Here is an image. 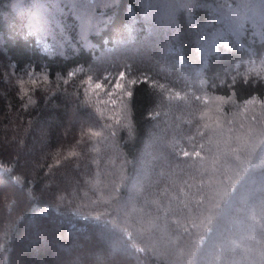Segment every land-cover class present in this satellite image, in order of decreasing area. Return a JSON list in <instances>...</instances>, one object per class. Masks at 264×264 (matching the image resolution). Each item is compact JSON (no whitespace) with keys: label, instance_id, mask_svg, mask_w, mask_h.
Instances as JSON below:
<instances>
[{"label":"trees","instance_id":"trees-1","mask_svg":"<svg viewBox=\"0 0 264 264\" xmlns=\"http://www.w3.org/2000/svg\"><path fill=\"white\" fill-rule=\"evenodd\" d=\"M154 1L159 6L166 2L108 0L102 12L95 14L104 22L89 35L84 46L79 40L78 21L70 10L55 19L64 34L52 24L54 37L43 38L29 31L24 13L17 14L26 5L20 0H0V131L9 129L15 137L8 142L0 139V178L11 184V202L19 199L12 218L4 220L0 215V264L20 262L16 245L27 220L35 214L44 220L41 225L49 230L46 236L54 239L58 233L57 241L63 246L72 244L74 238L85 242L102 236L117 248L119 255L129 253L136 258L135 262L112 264H264V216L260 206L253 202L251 207L245 206L236 200L235 213L230 218L223 216L236 199L234 189L245 184L224 182L216 189L218 195H212V203L204 196V187L211 185L204 176L201 157L193 156L195 150H203L208 137L201 131L202 123L195 110L200 101L194 100L195 106L191 102L181 104L184 109H176L167 118L155 112L160 93L169 92L166 88L178 85L186 89L199 81L205 89L200 93L234 98L238 103L264 100V26L252 17L262 15L259 6L263 7V3L258 6L260 0H175L170 4L171 30H167L153 19ZM42 2L47 10L64 8L59 0ZM240 6L245 8L238 13ZM240 12L245 13L244 17ZM40 25L47 27L42 20ZM199 36L217 37L207 55L201 54ZM68 38L76 48L69 46L66 52L59 51L56 44ZM119 41L126 44L117 48ZM139 43L151 47L156 44L158 50L135 55L132 51L138 49ZM166 49L171 51H163ZM78 69L91 70L90 75L95 77L112 71L136 73L128 96L130 116L125 126L118 125L124 120L101 121L94 105L80 100L88 93L83 85L69 87V78ZM154 77L160 86L152 84ZM71 113L77 118L73 124L69 123ZM39 123L48 127L50 141L35 151L33 168L26 158L34 143L28 142L22 148L18 145L29 135L36 136ZM156 124L161 125L160 131L154 130ZM151 132L157 135L155 140L161 137L166 153L156 145L150 147L145 164L153 163L162 153L167 160L160 159L162 167L146 189L143 180L133 186V179L140 173L137 162ZM263 142L256 145L261 152ZM194 161L197 165L192 164ZM145 171L149 174L151 170L145 166ZM261 171L253 175L264 178ZM220 173L219 170L215 176ZM70 183L73 187L69 192ZM259 199L264 202V197ZM211 205L213 214L205 212V206ZM191 214H199V222H192ZM49 219L58 224L56 230ZM241 221H246L249 229L244 226L239 236L212 244L217 228L229 231L235 227L234 222ZM184 227L188 230L183 232ZM113 240H117L116 244ZM27 252L24 260L28 264H57L47 246H29Z\"/></svg>","mask_w":264,"mask_h":264},{"label":"rangeland","instance_id":"rangeland-1","mask_svg":"<svg viewBox=\"0 0 264 264\" xmlns=\"http://www.w3.org/2000/svg\"><path fill=\"white\" fill-rule=\"evenodd\" d=\"M44 1L50 2V0ZM59 1L61 2V4L63 3L65 9H62L59 6H54V8H52L53 10H47L42 6V0H20L23 5H26V7L23 6L19 8L17 14L22 15V13H24L26 15L29 24V31L31 33L43 35V38L48 35L47 37L51 38L54 37L53 35L55 34V30L51 28L52 24L58 26L57 28L59 29V31L64 34V29L61 25L59 26L55 19L57 18V16L59 17L65 14L66 9L67 11L70 10L78 21L79 40L82 41V44L84 46H86L88 44L87 38L89 37V35L97 32L101 27V23L104 22L103 18L97 19L95 14L98 12H102V5L106 4L108 0H82L83 2H81V0ZM243 1L244 0H241V3ZM260 1L261 2H258V6L260 5V3H263V7L259 6V9L262 10V15L259 17H255V15H252V17L258 20L261 23V26H264V0ZM172 2H175V0H166L163 6H159L156 1L153 2V19H158V24L162 27H165L167 30H171L169 26V19L171 18L170 13L173 11L170 7V4ZM177 2H179V0H176V3ZM181 7L183 8L184 6L180 5V8ZM99 8H101V10L98 11ZM184 8H186V6ZM243 8L245 7L240 6L239 8H237L236 12L239 13L240 9ZM238 13L235 14L237 15ZM240 13H242V15L245 14L243 12ZM242 17H244V15ZM41 20L44 24H47V27L44 28L41 25L38 26V23ZM46 29L48 30L47 32ZM257 35H259V37L262 36L259 32H257ZM199 38L198 41L200 43L199 45L201 54L202 56L207 55L208 51L212 50L215 47L217 37L213 36L212 38H210L209 36H199ZM124 44H126V42L119 41L117 43V48ZM53 45L54 44H52V46ZM69 46L73 47L71 42H69V38L62 44H56L58 50L62 52L63 50H65L66 52ZM157 50L158 45L156 44L151 47V45H147L146 43H139L138 49L131 51L135 55H139L141 54V52H143V55H147L145 53L154 52ZM163 51H166L168 53V51L171 50L166 49ZM172 54H175V52ZM174 64H176L178 68L181 67L180 63L178 64L175 62ZM187 67L193 70L192 66L187 65ZM129 71L127 72L131 73V71ZM128 73H125L123 71H112V74L95 77L90 75L91 70L86 71L78 69L77 72L72 73V76L69 78V87L71 88L72 86H77L78 88H80V86L83 85L88 93H86L84 100L83 98H80V100L84 101L87 104H89V102L92 103L96 108V114L99 115L101 121L104 120V122H107L108 120L112 119H114V121L124 120V122L118 123V125L121 124L125 126L127 123L126 120L129 121L130 116V109L127 105L128 96L130 94V87L132 84H134V81L137 78L136 73ZM137 74L140 75V73ZM184 75L188 76L187 73H184ZM159 83L160 81L155 77L152 79V84H154L155 86H160ZM162 85H164L163 82ZM202 85L204 84H201L200 81L199 83L195 84V86H192L190 84V86L196 88L195 90H193L192 87H187L186 89H184L185 86H169L168 88H166L167 90H169V92L165 91V93L171 95L169 96L165 93H160V99L163 100L162 103L164 104H162L161 100H159V103L157 104V110L155 112L156 114L159 113L161 115V118H167L169 117V115L171 116L176 109L181 108L182 111L184 108L181 106V104H186L188 102L189 105L191 102L194 105V100L200 101V104L194 106L195 110L198 111L199 118L202 123L201 131L207 133L208 137L206 136L207 140L205 142V147L203 148V150H195V155L193 156L201 157L202 163L205 164L204 176L207 178V181L211 185V187H204V196L207 195V197L211 199L213 194L216 193L218 195V193L216 192L218 190L216 189L223 186L224 182H226V184L227 182H240V184H245V186H239L234 189L236 190V193L233 195V197H236V199L234 200V202L230 203L227 206V209L223 216L225 218H230V215L232 213H235V204H237V201L242 202V204L244 203L245 206L250 207L252 202L254 204H257L258 206H260L259 211L261 216H264V202L263 200L259 199V197H264V178L255 177L253 175V172L259 169L262 170L261 175H264L262 173L264 171V159H262L264 157V152L259 151V146L256 147L257 143L264 141V100L251 99L243 103H238L234 98H220L215 95L206 94L207 92L203 93L204 91L200 93L201 90H205L201 88ZM78 88H74V90H79ZM81 92L83 93V91ZM88 97L90 100L88 99ZM176 104H178L179 106H176ZM163 105L166 108L161 109V106ZM74 122H77V118L75 114L71 113L69 117V123L73 124ZM48 130V127H45L43 123H39V126H37L36 129V136L32 137L31 135H29L27 138H25V142L18 145L22 148V146L28 144V142L34 143L35 147L33 148L36 149H30L31 151L26 158V161L33 168L35 165L34 160L37 158V153L35 151L40 147L44 148L45 145H47V143L50 141ZM154 130L160 131L161 125L156 124ZM176 131L179 132L180 129L175 130L174 132ZM70 132L71 131L69 130V133ZM167 135H170V131ZM21 137L22 135L19 134L18 138L20 139ZM155 137L157 138V135L155 136V133L151 132L144 150L140 154L139 161L137 162L139 164L140 173L133 179V186L134 184H137L138 181L143 180V184L146 185L145 188L148 189V181L150 179H156L157 170L162 167L163 160L160 159L165 158V160H167L165 154L163 155L162 153V155H160L161 158H154L153 163L145 164V160L147 159V156H149L148 150L150 147L156 145L158 149H162V151L166 153L163 146L161 145V137L160 139L158 137L157 140H155ZM0 139H4L8 142L9 140H15V137L13 136V132L7 129V131H0ZM262 144H264V142ZM14 147L15 151L17 152L19 147L17 148V145ZM93 147L97 149V144L94 143ZM201 153L204 154L202 155ZM195 160H197V158ZM192 164L197 165L195 161L192 162ZM145 166L146 169L150 168L151 171L149 174L145 171ZM219 170L221 172L220 175L215 176V173ZM231 173L233 175H230ZM247 174L250 175L249 178H245V175ZM159 178H161V175L159 176ZM85 184L88 186V183ZM10 187L11 184L8 181L0 178V215H4V220H8L9 217L12 218L14 212L13 210H17L19 207L18 197L17 201H15L14 203V201L11 202L12 197L8 196ZM72 187L73 183H70L69 192L71 191ZM133 195H135V191ZM190 196L195 197L194 194ZM241 197H245V199L241 200ZM137 199L138 196L135 195L134 200ZM9 203L13 204L11 205V209L7 211L6 207L9 206ZM209 203H212V199ZM205 208V212H210V214H213L214 209H212V205L211 207L205 206ZM199 214L197 215V217L200 216ZM144 215L146 216L147 213H144ZM191 215V218L194 219L192 222H199L198 218L194 214ZM205 217L207 219L211 218L209 216ZM43 221L44 220L38 214H35L30 217V219H28L27 223L24 225L25 231L22 239L19 240L18 244L16 245V253L21 258L19 259L20 262L18 264H28L24 260V255L25 253H28L27 251L29 246L31 247L35 245H39V247L47 246L51 248L54 253L53 257L57 264H112L113 262L129 263L136 261V258L134 256L130 257L129 253H120L121 255H119L118 251L116 250L117 248H115L114 246H110V241L107 237L101 236L99 240L87 239L85 240V242L79 240L78 238H74L72 244H70L69 246H63L57 241L60 238L58 233L54 239H49L48 236H46L49 230L45 227H42L43 225L41 224ZM49 221L55 225L53 227L56 230V228H58V224L53 223L51 219H49ZM234 223L235 227L229 228L230 232L225 228H217L215 230V233L213 234L212 244H214V241L222 239L225 242H228V237L234 235L239 236V231L244 226L246 227L245 229H249L246 221ZM48 227L50 228V230L52 229V227H50L49 225ZM187 230L188 227L182 228L183 232ZM96 233L100 234V230H96ZM243 241L245 242V239ZM116 242L117 240H113V243L116 244ZM225 246L226 244L224 243L223 247ZM237 247L243 250L242 245H238ZM226 248L227 252H229L228 246H226ZM239 250L237 251V254L240 253ZM245 250H247L248 252V249ZM209 252L210 249L208 250V253ZM255 257V259H257V256ZM29 264L35 263L34 261H32Z\"/></svg>","mask_w":264,"mask_h":264}]
</instances>
